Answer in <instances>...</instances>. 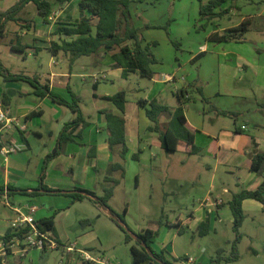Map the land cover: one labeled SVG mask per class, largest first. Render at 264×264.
Wrapping results in <instances>:
<instances>
[{"label":"rangeland","instance_id":"obj_1","mask_svg":"<svg viewBox=\"0 0 264 264\" xmlns=\"http://www.w3.org/2000/svg\"><path fill=\"white\" fill-rule=\"evenodd\" d=\"M18 1L0 0V10L4 12ZM49 1L55 3V0ZM263 1L249 0L248 4L243 3L245 7L240 4L239 8L241 9L236 10L235 17L231 22L234 21L235 24L239 23L240 25L244 18L250 15L258 16L264 8ZM152 2L153 5H151ZM242 2L245 0L240 1V3ZM196 3H198L197 0H146L144 3L134 5L133 23L135 27L139 28L147 42L151 40L158 42L157 45L151 47L158 60L153 65L157 72L172 73L175 68L182 65V69L179 71V79L168 85L163 91L169 101L172 98V91H176V86L182 88L188 83L191 85L197 77H202L201 82L205 83L204 85L209 91L217 89L220 83H226L222 85L221 89L231 94H229L230 97L222 101L221 98L217 97L209 98V102L204 101L196 89L191 90V104L194 106L196 103L195 108L193 107L191 111L194 113L198 108H202L204 101V112L209 114L214 113L220 101L221 103L231 102L230 99L233 94L246 93L243 87L253 86L255 82L249 79L242 68L234 66L230 69L226 66L228 57L224 55L223 50L229 49L227 43L209 41V34L213 27L220 29L228 25L227 17L215 23L207 22V19H201ZM20 16L23 20H43L33 6L25 8ZM79 17L77 1L65 5L61 9L54 4V14L50 19L52 26L49 27L52 28L50 29L52 32L50 30L48 32L41 31V28L47 24L42 21L43 26H41L40 22L36 21L38 29V36H36L38 41L36 43L49 46L51 40H58V37L53 35L57 22L74 21ZM9 23L7 25L8 34L4 38H0V60L3 65L11 73L23 74L28 77L40 76L43 84L49 83L50 75L53 72L68 74L67 77L59 76L57 78L56 83L63 85L64 88L56 87L52 91L53 95L70 102H72L70 90L79 95L82 98L81 108L90 123L86 130L95 131V136H98L101 142L104 140L105 133H96V128L100 126L107 130V123L97 109L103 107L104 112H111L113 108H117L111 102H97L93 99V82L95 80L93 74H98L99 79L102 78L100 76L103 74L107 76V80L101 82L99 93L115 94L125 90L128 102L126 115L129 117L131 115L136 116V112L139 110L141 116L150 122L146 115V109L139 107L138 102L141 99H149L153 87L151 78L143 77L139 73H131L127 79L117 75L111 70L110 64L113 62L111 53H107L105 57H102V60L95 59L100 53L82 57L73 65L63 54H60L58 58H53L50 51L46 49L35 55L32 54L33 51L26 49L31 54L25 57V54L14 52L11 49V46L18 41L16 28L19 26L14 22ZM20 23L26 24L24 21ZM253 24L254 28L259 25L264 26V18L253 19ZM150 25L158 26V28H148ZM246 37H250V32L246 34ZM25 41L30 42L31 38L21 39V42ZM205 42L209 46L208 55L200 57L194 62V54L198 52L199 45ZM101 52L103 51L101 50ZM95 62L98 63V68L94 67ZM19 82L26 87L31 86L27 82ZM11 90H13L12 82L7 81L0 74V95L10 94ZM12 97V107L16 111L17 107L24 103L25 97L22 94ZM43 108L46 112L40 127L43 138H39L37 141L40 152L44 150V145L49 142V131L56 130L57 117L62 119L67 112L64 106L62 107L63 113L60 115L48 105H44ZM230 118V123L235 125L237 118ZM242 122V118L237 119L238 124ZM28 127L29 133L36 129L31 125ZM153 135L151 131L146 129H142L140 136L130 134L128 145L130 155L125 160L119 159L117 161L122 162L125 167L124 177H121V172H111L110 169L109 172L102 174L103 179L106 176H112L120 180L119 185L115 188V195L109 204L112 210L124 218L125 225L117 219L124 230L113 221L106 209L97 206L89 199L70 204V197L64 195L48 194L39 198L23 196L16 198L17 201L22 200V204L15 205L22 207L25 212H30L32 208H38L40 210L37 214L38 217H44L45 212L51 216L58 211L55 222L57 232L62 238V245L78 243L81 249H87L97 257H106L116 264H134L131 247L137 245V242L134 238L127 241L126 233L131 235V233L136 234L146 229H153L158 232L152 248L158 253H164L172 264L178 263L176 259L181 263V259L188 257L195 259L192 264H264V214L252 215L251 213L245 218L240 229L241 239H238L233 223L225 219L224 216H217L214 210H211L208 217L211 225L206 236L200 234L199 226H192L191 224L183 226L181 234L174 229L170 231L172 222L179 219L186 221L191 211L199 209L201 202H205L208 196L209 200L220 198V190L211 188L213 176L211 171L202 167L205 164L203 157L198 158L197 155L167 152L161 147L152 145L154 144ZM20 151L13 153L9 158L27 165L26 162L33 157L30 172L35 171L38 162L41 170L42 166H45L44 160L40 162L41 156H36L30 152L27 159L26 157L23 159V155L28 151ZM40 152L35 151L38 154ZM134 154H139V160L133 159ZM151 154L154 155L158 163L157 166L160 161L166 165L169 163L170 167L164 166L160 169L155 167L156 163H154L152 168H148ZM62 160V163L70 162L67 159ZM208 162L211 163V160ZM100 167L105 168L102 164ZM219 179L217 178V182ZM98 193L100 196L103 195L101 190ZM224 197L225 199H232L233 195L226 194ZM7 202L4 199L0 200V217L5 212L13 215L10 204ZM125 209H127L126 214ZM169 231L170 234L168 235ZM17 249L20 251L18 247L14 248V251ZM21 255V252L16 253V259L24 261L25 258ZM233 256H238V260H227ZM16 259L10 258L11 261ZM74 259V262L70 261V258L66 256V250L59 247L47 252L33 250V253L27 258L26 264H31V261L33 264H81L75 255ZM150 264L156 263L150 262Z\"/></svg>","mask_w":264,"mask_h":264},{"label":"crops","instance_id":"obj_2","mask_svg":"<svg viewBox=\"0 0 264 264\" xmlns=\"http://www.w3.org/2000/svg\"><path fill=\"white\" fill-rule=\"evenodd\" d=\"M77 1V5L79 0H74L73 3ZM149 1V0H148ZM157 1V0H155ZM198 3L197 9L200 13V3H207L210 0H197ZM241 0H230L229 2L225 3L223 9H227L228 13L225 17L229 20L228 25L218 29L217 27H213L209 36L215 32L223 33L226 30H230L234 27H237L239 23H236L231 20L234 19V13L236 10H239V5H243V3L249 2V0H245V2L240 3ZM52 2V1H51ZM53 3V2H52ZM16 4V3H15ZM154 3L152 2L151 5ZM135 4L132 5V10L135 9ZM246 5V4H245ZM14 6V5H13ZM28 6H33L36 9L34 4H29ZM26 6L25 8H27ZM264 6V1H263ZM12 7V6H11ZM10 7V8H11ZM243 7H245L243 5ZM8 8V9H10ZM7 9V10H8ZM6 10V11H7ZM37 10V9H36ZM3 10H0V14L3 13ZM79 11V10H78ZM5 12V11H4ZM23 12V11H22ZM21 12V13H22ZM21 17V16H20ZM264 18V8L260 11L259 15H250L245 19L252 20V27L250 29V37H246L242 42H228L227 45L229 49L227 51L223 50L224 55L228 57L226 66L232 69V67H239L242 68L243 71L248 75L251 81H254L255 84L248 87H243L246 90V93H238L236 95H232L231 102L229 103H221L227 97H230V92L226 93L221 88L223 84L220 83L217 89L213 91L207 90L205 87V83L201 82L202 77H197L194 79V82L190 85V83L184 85L182 88H178L176 86V91H172V98L169 99L163 94V91L170 85L171 83H175L179 79V71L182 69V65H179L178 68H175L174 71L171 72H156L155 76L151 78L153 87L151 89V94L149 96L148 101L150 102L153 99L159 100L162 104L168 105L172 110H174L177 105V98L176 93L181 90L185 89L188 91L185 95V99L188 100L186 104L185 114L188 120L189 127L195 133V141L198 147L201 148V153L197 154V157H203L205 166L203 165L204 169L211 171L213 176V181L211 183L212 189H219L220 195L217 200H222L223 203L221 205H214V199L209 200V196L206 198L205 202H201L200 208L191 211L189 217L186 221L179 219L176 222L171 223V227L169 228L170 231L174 229L178 233L183 231V226L191 224L192 226H199L201 223L205 222L211 210H214L217 213V216L221 217L224 216L229 222H234V216L232 211L229 208V201L231 199H225L224 196L226 194H232L241 191V190H256L261 183L264 181V171L262 176H259L255 171L251 170L252 167V158L255 154L264 153V26H258L254 28L253 19L256 18ZM22 18V17H21ZM222 18L214 19L213 23L217 22L218 20H222ZM23 19V18H22ZM26 24L25 27L20 26L21 21L15 22L18 28H16V36L19 39H26L31 38L30 42H23L24 46H27L26 49L33 51V55L39 54L36 53V48H43L48 50V45H42L36 43L38 39V29L36 21L41 22L44 20H23ZM8 23L7 25H9ZM45 27L41 28L42 30L49 31L52 28V23H46ZM52 32V30H50ZM33 35V36H32ZM33 38H32V37ZM18 39V40H19ZM52 41V40H51ZM150 42H157L156 40H151ZM158 43V42H157ZM20 42L17 41L15 46L19 47ZM224 44V43H222ZM22 45V44H21ZM22 45V47H23ZM22 52L23 55L29 56L31 53L29 51ZM13 51V50H12ZM209 46L207 42L200 44L198 52H196L193 56V61L196 62L200 57H206L208 55ZM17 52V51H14ZM99 56L95 59L102 60V57H105V52H99ZM55 58L54 56H52ZM58 58V56H57ZM104 60V59H103ZM178 60V59H177ZM58 63V62H57ZM95 68H98L99 65L97 62L94 64ZM111 70L115 72L117 75L122 77V69L116 68L114 65V61L110 64ZM72 75V74H71ZM98 75V74H93ZM59 76L67 77L69 76L66 73H56L53 72L49 80V85L51 90L53 91L56 87H62L63 85L57 84L56 80ZM98 81H94L93 84L96 85V89H94V93H92V97L95 101H106L104 99L105 96H110L114 94L109 93H99L101 82L107 80L106 74L101 75ZM123 78V77H122ZM184 79V78H183ZM19 81L12 82V89L10 94H3L0 95V99L3 100L4 96L8 95L7 99V107L11 109L12 116L17 118L18 125L13 128V130H4L2 133V140L5 143L9 142H16L18 145L22 146L20 152H26L23 155V159L29 155L30 152L34 153L36 156H41L40 162L42 160L45 161L47 155L51 154L52 151H55L57 144H58V137L60 132L62 131L64 124L71 121L74 118V115L71 110L67 109L65 112L64 118L57 117L56 120V130L49 131V142L48 144L44 145L45 148L43 151L40 152L39 144L37 143L39 138H43V132L40 130L42 126L43 118L46 114L43 106L48 105L50 108L55 109L60 115L63 113L61 105L50 100L49 97L41 98L34 92L33 87H26L23 84H20ZM64 88V87H62ZM202 88L204 95L207 98L217 97L221 98V101L218 103L217 108L215 109L214 113H205V102L203 101L202 108H198L193 113L191 110L194 106L191 104L192 95L190 94L192 89ZM24 95V103L17 107V110L14 111L12 107L13 98L12 96ZM170 102V103H169ZM112 103V102H111ZM114 105V104H113ZM240 107H237V106ZM61 107V108H60ZM114 107H116L114 105ZM117 108V107H116ZM195 108V107H194ZM218 110L223 112H233L237 113L240 117L237 119L242 118V123H237V119L235 120L236 124L230 123L231 119L229 116L221 114ZM83 111V110H82ZM98 113L101 116H104V121L106 122L105 114L103 113L105 109L100 107L97 109ZM112 113L116 115H121L119 109L113 108L111 110ZM84 113V112H83ZM32 114H35L32 116ZM142 114L137 110L136 116L126 115L127 120V139L129 145V137L130 134H134L136 136H140L142 129L148 130L151 122H148L141 116ZM208 117V119H207ZM59 118V119H58ZM90 124V123H89ZM169 124V117L163 116L160 119V131H165L166 127ZM22 125L26 126V130H20ZM33 126L35 131L29 133V127ZM252 126V127H251ZM18 127V128H16ZM159 131V132H160ZM89 132V134H88ZM105 133V137L103 142L98 139V136H95V131H87L86 128L83 129L81 132L82 137L77 138L75 142L65 144L61 149V154L49 161L46 167V178L44 184L51 189L54 190H61L62 192H70L75 190L76 187L93 191L99 194V190L103 192L104 179L102 178L103 173L109 172L111 165L117 162L119 157V149H116L115 152H112L108 145L109 136L108 130L105 127L98 126L96 128V133ZM159 132H152L154 144L157 147H161V143L159 141ZM88 136V138H87ZM157 139V141H155ZM84 142V143H83ZM91 146H96V154L93 158L89 157V151ZM37 149V150H36ZM35 151L40 152V154L35 153ZM189 150L187 146L181 145L179 154H188ZM12 155V154H11ZM130 155V150L127 154V157ZM135 155V154H134ZM133 155V159H134ZM153 154L149 157V165L148 168H152L156 163L155 167L163 168L166 166L169 168V163L166 165L165 163H161L159 161V165L157 166V161L154 158ZM196 156V155H194ZM157 158V157H156ZM62 159H67L70 161L69 163L65 162L62 163ZM142 160V158H140ZM139 160V154H138ZM200 160V159H199ZM211 160V163L208 161ZM33 161V157L29 158L26 164H22L19 161L11 160L8 158L7 160L0 156V186L4 188L3 193H0V200L4 199L8 200L7 204H10V210L13 212L11 213L5 212L0 217V237L4 236V234L11 228V222L18 217L16 209L20 212L25 214H30V212H25L22 207H18L15 204H22V200L17 201V197H28L32 198L29 195L23 194V191H26L28 194L32 193L33 191L39 189L40 187V180L41 176L43 175V168L42 170L37 163V167L34 172H30V166ZM201 161V160H200ZM103 165L105 168H101L100 165ZM202 165V164H201ZM103 169V171L100 170ZM217 178H220L217 182ZM236 178V179H235ZM103 182V183H102ZM10 188L13 190L11 191ZM39 196L37 198L53 194L54 193H47L43 190H39ZM66 194V193H65ZM212 195V194H211ZM65 196V195H64ZM67 197V196H66ZM71 204V202H70ZM36 211L32 213V216L36 219L50 217L48 213L45 212L44 217H38L37 214L40 212L38 208H35ZM243 210L245 212L246 218L247 216L257 215L258 213L264 214V204L254 199H246L243 201ZM56 219V218H55ZM169 223V222H168ZM56 227V222H55ZM57 230V228H56ZM170 231L168 235L170 234ZM58 234V232H57ZM56 239V238H55ZM60 243L62 242V238L58 234V238L56 239ZM87 250V249H86ZM38 251V250H37ZM33 253V250L27 252L26 256L24 257V261H20L16 259V253L14 255L10 254L4 260L5 264H26L27 258ZM74 255L82 264L79 256L74 253L67 254L66 256L70 258V261L74 262ZM10 258H15L16 260H10ZM32 260V259H31ZM31 264L33 262L31 261ZM180 264H189L187 262H181Z\"/></svg>","mask_w":264,"mask_h":264},{"label":"trees","instance_id":"obj_3","mask_svg":"<svg viewBox=\"0 0 264 264\" xmlns=\"http://www.w3.org/2000/svg\"><path fill=\"white\" fill-rule=\"evenodd\" d=\"M74 0H55V3L49 0H19L14 6L7 11L0 14V38H4L8 34L7 24L10 21L20 22L23 19L20 17L21 12L29 4L36 6L38 15L42 17L45 23H49L54 14V4L58 5L59 9L63 6L73 3ZM146 0H79L78 10L80 17L74 21L63 20L56 23V28L53 35L58 37V40H52L49 43L48 51L54 57L63 54L69 62L73 65L78 59L82 57H89L98 54L101 50L103 52L111 53L116 68L122 69V77L127 79L131 73H139L143 77L153 78L156 72L153 69L158 60L152 51V46L157 45V42H147L144 36L140 33L139 28L133 23L132 5L137 3H144ZM230 0H210L207 3H200L201 19H207V22H212L214 19L222 18L227 13V9H223L225 3ZM62 20V19H59ZM25 27L24 25H20ZM252 26L251 19H245L240 25L223 33L215 32L209 36V41L213 43H228V42H242L246 34L250 31ZM148 28H158V26H148ZM19 39V38H18ZM19 47L12 45L11 49L17 52H24L27 46L23 45L21 39ZM23 47H22V45ZM37 52L43 48H36ZM0 74L4 76L7 81H22L27 82L34 88L35 94L41 98L49 97L58 105L64 106L71 110L74 118L65 123L62 131L58 137V144L55 151L45 158V166L43 168V175L41 176V184L39 189L32 193L23 191V194L30 197L41 195L39 190L47 193H54V195H65L70 197L71 203L82 202L85 199L91 200L97 206L103 209H109L112 214V219L116 224L124 230L118 223L117 219L123 222L125 220L120 217L114 210L110 208V201L115 195V188L119 185L120 180L112 176H106L104 179L103 195H98L96 192L85 190L76 187L73 192H62L61 190H54L44 184L46 178V167L49 161L57 158L61 154V149L65 144L73 143L79 137H82V131L89 122L87 121L82 108V98L76 93L71 92L72 102L66 101L63 98L56 97L48 83L43 84L40 76L28 77L23 74L11 73L0 60ZM95 81V80H94ZM96 89V85H94ZM197 91L202 95L204 101L209 102V98L204 95L203 89L198 88ZM187 90L181 89L175 95L178 105L172 110L168 105L162 104L159 100L153 99L150 102L141 99L138 102L139 107L146 109V115L151 122L148 130L151 132L160 131V119L163 116L169 117V124L165 131H160V143L162 148L167 152H178L181 145L188 147L189 155H197L201 153V148L197 146L195 141V133L191 130L185 114L186 104L188 100L185 99ZM8 95L4 96L3 102L7 105ZM104 99L112 102L121 112V115H116L112 112H104L107 130L109 132L108 145L112 152L119 149V157L125 160L129 152L127 139V92L125 90L119 91L114 95L105 96ZM149 106V108H148ZM264 107V106H263ZM221 114L237 118L239 115L233 112H223L218 110ZM35 114H32V116ZM4 141L0 139V150L4 145ZM96 154V146H91L89 157L93 158ZM134 159L138 160V154L134 155ZM252 171H255L259 176H262L264 171V153L255 154L252 158ZM111 172H121V177L125 175V167L122 162H115L111 165ZM12 191L13 189L10 188ZM4 188L0 186V193H3ZM79 191H84L88 195H84ZM66 193V194H65ZM246 199H254L264 204V181L256 190H241L235 193L229 201V208L234 216V230L237 233L238 239H241L240 229L243 226L246 215L243 210V201ZM58 211H56L57 213ZM56 213L50 217L39 218L36 220V225L41 231H49L57 239L58 234L55 227ZM127 209H125V214ZM210 221L207 219L199 225V232L206 236L210 231ZM26 229H19L17 231L9 228V230L0 237V241L8 243L14 237H22ZM125 232V231H124ZM183 231H180V234ZM126 233V232H125ZM135 234V233H133ZM137 245L131 247L134 263H140L144 260L155 262L156 264H172L168 261L164 253H158L152 245L158 236V232L153 229H146L142 232L136 233ZM127 241L133 240V237L126 233ZM57 242H59L57 240ZM60 243V242H59ZM86 250V249H85ZM88 251V250H87ZM238 256H233L228 261L238 260ZM186 259H181L185 261ZM180 264L179 260L176 259ZM0 264H4L0 258ZM82 264H93L92 262H82Z\"/></svg>","mask_w":264,"mask_h":264},{"label":"built area","instance_id":"obj_4","mask_svg":"<svg viewBox=\"0 0 264 264\" xmlns=\"http://www.w3.org/2000/svg\"><path fill=\"white\" fill-rule=\"evenodd\" d=\"M93 78H95V81L99 80L98 75H93ZM17 125V118L12 116L11 109L4 104L2 99H0V139L2 140V133L4 130H13V128H15V126ZM20 130H26V126L22 125L20 127ZM21 149L22 146L18 145L16 142L4 143L2 149L0 150V156L7 160L11 154L18 152ZM222 203V200L217 199H215L213 202L214 205L218 206ZM35 211L36 209L32 208L30 214H25L16 209L18 217L11 222V228L15 231L28 228V231L24 233L21 238L14 237L8 243L0 241V258L2 259L3 263L5 258L10 254L14 255L15 253L21 252V256L25 257L27 252H29L30 250L47 252L62 247L64 250H66L67 254L77 253L80 260L85 263L92 262L93 264H116L106 257H97L91 254L90 251L81 249L78 243L62 245L61 243L57 242L51 232L41 231L38 228V226L36 225L37 219L32 216V213H34ZM17 247L20 249V251H18V249L14 251V248ZM185 262L192 264L195 262V259L192 257H188Z\"/></svg>","mask_w":264,"mask_h":264},{"label":"water","instance_id":"obj_5","mask_svg":"<svg viewBox=\"0 0 264 264\" xmlns=\"http://www.w3.org/2000/svg\"><path fill=\"white\" fill-rule=\"evenodd\" d=\"M70 192H73V191H70ZM79 192H81V193L84 194V195H88V194L85 193L84 191H79ZM88 196L91 197V198H93V199L95 198V197L90 196V195H88ZM106 211H107L108 214H110V215L112 216V214H111V212H110L109 209H106ZM131 236H132L134 239L137 238L136 235L133 234V233H131ZM134 264H137V263H134ZM138 264H150V261H149V260H144V261H142V262H140V263H138ZM161 264H165V263H162V262H161Z\"/></svg>","mask_w":264,"mask_h":264}]
</instances>
